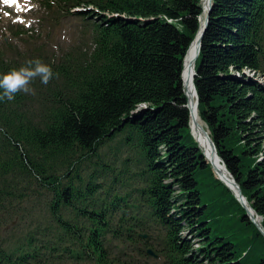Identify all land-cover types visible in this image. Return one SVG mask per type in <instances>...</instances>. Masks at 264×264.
Instances as JSON below:
<instances>
[{"label":"trees","instance_id":"trees-1","mask_svg":"<svg viewBox=\"0 0 264 264\" xmlns=\"http://www.w3.org/2000/svg\"><path fill=\"white\" fill-rule=\"evenodd\" d=\"M46 4L93 48H0V73L39 58L59 74L0 102V264H264L192 135L183 71L203 0ZM195 71L199 117L264 228V0H213Z\"/></svg>","mask_w":264,"mask_h":264},{"label":"rangeland","instance_id":"rangeland-1","mask_svg":"<svg viewBox=\"0 0 264 264\" xmlns=\"http://www.w3.org/2000/svg\"><path fill=\"white\" fill-rule=\"evenodd\" d=\"M56 14L46 0H15L11 4L0 0V48L9 47L14 56L41 49L50 55L67 54L77 48L92 50V34L83 21L65 12L63 19ZM0 235L7 236L3 232Z\"/></svg>","mask_w":264,"mask_h":264},{"label":"bare ground","instance_id":"bare-ground-1","mask_svg":"<svg viewBox=\"0 0 264 264\" xmlns=\"http://www.w3.org/2000/svg\"><path fill=\"white\" fill-rule=\"evenodd\" d=\"M209 0H205L203 4L204 14L202 16V22L205 21L208 14ZM199 41L198 39L191 45L184 62L183 81L185 83L186 94L188 96L190 106L192 109L191 116V129L193 135L201 146L207 161L212 164L214 171L219 179H221L230 188H237L234 186V181L229 173L226 171L219 156L213 151L212 144L209 139V132L206 130L204 123L199 117L198 108H196V94L193 86L192 79L196 68V62L198 60ZM208 132V133H207Z\"/></svg>","mask_w":264,"mask_h":264},{"label":"clouds","instance_id":"clouds-1","mask_svg":"<svg viewBox=\"0 0 264 264\" xmlns=\"http://www.w3.org/2000/svg\"><path fill=\"white\" fill-rule=\"evenodd\" d=\"M58 75L39 58L29 59L18 69L0 73V102H11L19 93L35 95V90L30 86L34 80L39 79L47 86Z\"/></svg>","mask_w":264,"mask_h":264},{"label":"water","instance_id":"water-1","mask_svg":"<svg viewBox=\"0 0 264 264\" xmlns=\"http://www.w3.org/2000/svg\"><path fill=\"white\" fill-rule=\"evenodd\" d=\"M212 6H213V0H209V7H208V14H207V17L205 19L204 22H202V19H200V23H201V26H200V31L198 32L194 42L198 39L199 41V51H198V57L200 55V51H201V47H202V41H203V37H204V34H205V31L207 29V26H208V23H209V17H210V12H211V9H212ZM205 10V9H204ZM193 42V43H194ZM195 76H196V73L194 72V77L192 79V82H193V86H194V89H195V94H196V108H198V95H197V92H196V88H195V85H194V79H195ZM185 85V83H184ZM188 107L191 111V116H192V109H191V106H190V102H188ZM192 128V127H191ZM192 130V129H191ZM208 133V132H207ZM192 135H193V131H192ZM194 136V135H193ZM195 138V136H194ZM209 139H210V142L212 144V147H213V151L215 152V154H217V150H216V147L213 143V141L211 140L210 136H209ZM196 140V138H195ZM197 141V140H196ZM198 142V141H197ZM199 144V143H198ZM199 148L202 150L201 146L199 145ZM203 152V150H202ZM204 153V152H203ZM218 155V154H217ZM220 159V158H219ZM221 160V159H220ZM212 165V164H211ZM224 165V164H223ZM226 171L228 172L226 166L224 165ZM213 168V166H212ZM214 170V168H213ZM215 173V171H214ZM229 173V172H228ZM216 174V173H215ZM229 175L232 177V175L229 173ZM217 176V175H216ZM233 179V177H232ZM220 181L225 184L221 179ZM234 181V186L235 188H237V191L235 189H232L230 188L228 185L225 184V186H227L232 192L233 194L235 195V197L237 198V200L240 202V204H242V206L244 208H246L247 210V216L250 218V220L257 226V228L260 230V232L262 233V235L264 236V228L261 224V218L260 217H256L255 216V212L252 208H250L248 206V202L247 200L245 199V197L243 196L242 194V191H241V188L240 186L236 183V181L233 179ZM144 238H147V236H143ZM148 254L150 256H154L156 259H158V257L151 251V250H148Z\"/></svg>","mask_w":264,"mask_h":264},{"label":"snow or ice","instance_id":"snow-or-ice-1","mask_svg":"<svg viewBox=\"0 0 264 264\" xmlns=\"http://www.w3.org/2000/svg\"><path fill=\"white\" fill-rule=\"evenodd\" d=\"M7 3H15V0H5Z\"/></svg>","mask_w":264,"mask_h":264}]
</instances>
